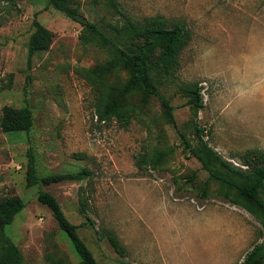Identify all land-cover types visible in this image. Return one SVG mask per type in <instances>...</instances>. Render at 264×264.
Wrapping results in <instances>:
<instances>
[{"label": "rangeland", "instance_id": "rangeland-1", "mask_svg": "<svg viewBox=\"0 0 264 264\" xmlns=\"http://www.w3.org/2000/svg\"><path fill=\"white\" fill-rule=\"evenodd\" d=\"M125 15H160L183 22L191 39L180 56L176 76L160 83V96L173 107L168 124L157 98L141 104L126 126L98 122V94L86 71L106 62L104 50L80 41L82 26L47 6V0L0 5V120L5 106L28 107L29 132L0 127V200L20 197L25 206L5 227L25 264H50V257L77 264L78 256L51 211L37 200L53 194L67 218L79 225L78 189L89 198L95 228L112 233L125 249L116 254L93 230L78 233L100 264H241L264 241L260 222L203 182L207 173L184 148L195 146V126L223 160L234 166L247 151H264V0H116ZM80 13L100 29L121 25L108 0H77ZM36 18L53 34L50 47L28 55ZM123 72L108 76L123 81ZM198 84L203 109L194 116L185 88ZM39 176L77 172L79 182L26 186L28 151ZM164 153L155 169L138 164ZM244 168V167H242ZM208 189L209 196L199 194ZM264 264V260L262 262Z\"/></svg>", "mask_w": 264, "mask_h": 264}, {"label": "trees", "instance_id": "trees-1", "mask_svg": "<svg viewBox=\"0 0 264 264\" xmlns=\"http://www.w3.org/2000/svg\"><path fill=\"white\" fill-rule=\"evenodd\" d=\"M17 0H0V5L16 7ZM108 4L121 17V25H110V32L100 29L88 21L79 11L77 0H47V6L62 13L66 18L80 24L82 32L80 41L83 45H94L106 52L107 60L86 71L85 78L98 94L95 112L98 122L116 120L122 126L130 123L136 112L131 99L136 98L141 104H147L151 98H157L162 106V115L168 124H174L173 107L160 96V83L177 75L180 69V56L188 45L191 34L185 23L172 22L156 15L134 18L125 15L118 9L116 0H108ZM2 25V22H0ZM33 32L29 37L28 55L47 50L53 40V34L36 18ZM123 72L125 78L118 84H111L110 74ZM188 104L192 106L194 116L203 109L201 88L194 84L185 88ZM33 125L32 111L28 107L13 108L5 106L2 111L0 127L3 132H29ZM206 129L195 126L198 143L192 146L181 135L184 148L188 150L207 173L203 185L210 181L218 184L214 193L222 196L231 204L244 209L254 216L264 229V151H247L238 158L239 164L234 166L223 160L205 139ZM164 157V153L146 157L143 155L138 164H148L155 169ZM90 175L87 169L77 172L54 173L39 176L35 158L28 151L26 166V186H50L52 184L74 181L79 182ZM202 188L200 196H209L208 189ZM37 200L46 206L60 230L65 232L78 256L77 264H100L94 257L78 230H93L98 240H106L113 251L120 257L125 256V249L117 238L106 230L95 228L94 222L87 217L90 210L89 198L83 187L78 189V212L86 216L79 225L72 223L65 215L56 197L48 191L39 190ZM23 200L18 196H10L0 200V264H25L20 249L11 241L5 232L14 217L24 208ZM264 231V230H263ZM264 234V232H262ZM264 260V241L254 245L241 264H262ZM50 264H64L60 258L50 257ZM123 264V263H122Z\"/></svg>", "mask_w": 264, "mask_h": 264}]
</instances>
